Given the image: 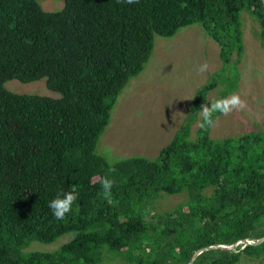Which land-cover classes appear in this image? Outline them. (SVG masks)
Returning <instances> with one entry per match:
<instances>
[{
	"label": "trees",
	"instance_id": "trees-1",
	"mask_svg": "<svg viewBox=\"0 0 264 264\" xmlns=\"http://www.w3.org/2000/svg\"><path fill=\"white\" fill-rule=\"evenodd\" d=\"M242 10L264 45V0H63L56 11L37 0H0V264H186L206 246L191 264H234L264 252V239L218 246L264 235V131L212 138L197 125L189 135L200 105L212 100L207 93L221 85L216 98L226 97L237 86ZM193 23L217 43L228 71L194 91L155 159L108 163L96 142L118 94L147 62L153 35ZM41 77L57 97L3 86ZM105 175L115 180L107 199ZM73 187L72 211L57 220L49 201ZM178 193L183 202L155 209L161 195ZM66 233L53 250L26 249Z\"/></svg>",
	"mask_w": 264,
	"mask_h": 264
},
{
	"label": "rangeland",
	"instance_id": "rangeland-1",
	"mask_svg": "<svg viewBox=\"0 0 264 264\" xmlns=\"http://www.w3.org/2000/svg\"><path fill=\"white\" fill-rule=\"evenodd\" d=\"M37 3L45 11H56L63 0H37ZM239 22L243 52L237 64V86L227 96L239 94L247 107L227 116L217 115L214 126L209 128L212 138L248 130L264 131V45L258 37L257 22L248 12L239 13ZM203 62L208 63L209 70L197 75L196 66ZM222 67L227 72L229 65H223L219 59L217 43L197 23L179 28L171 37L154 34L151 54L141 72L131 77L118 94L108 123L96 142L95 153L110 164L130 155L155 159L187 114L194 91ZM3 86L14 93L58 96L45 86L43 77L25 83L9 79ZM220 89L221 85H217L210 90L207 99L216 98ZM199 118L200 110L190 126V137L194 136ZM210 190L207 188L205 192ZM185 198L184 193L161 195L155 209L169 211ZM143 217L149 221V212L144 211ZM70 238L71 233H66L51 243L33 241L26 249L53 250ZM262 258L254 264H264Z\"/></svg>",
	"mask_w": 264,
	"mask_h": 264
},
{
	"label": "clouds",
	"instance_id": "clouds-1",
	"mask_svg": "<svg viewBox=\"0 0 264 264\" xmlns=\"http://www.w3.org/2000/svg\"><path fill=\"white\" fill-rule=\"evenodd\" d=\"M117 3L133 4L138 3V0H116ZM209 70L207 62L200 63L196 66L197 75L205 74ZM247 107L246 101L241 99L237 93L230 94L226 97L214 98L206 104L200 105V120L198 127L202 130H207L214 126V114H220L227 116L234 110L241 111ZM118 161H112L114 165ZM115 172V167L109 168V173ZM101 194L107 199L111 197V190L115 184V180L105 175L100 181ZM78 193L73 187L69 191L58 192L56 196L49 201L48 207L50 208L52 215L57 220L65 219L66 215L72 211L73 203L77 200Z\"/></svg>",
	"mask_w": 264,
	"mask_h": 264
},
{
	"label": "water",
	"instance_id": "water-1",
	"mask_svg": "<svg viewBox=\"0 0 264 264\" xmlns=\"http://www.w3.org/2000/svg\"><path fill=\"white\" fill-rule=\"evenodd\" d=\"M264 239V235L256 240H249V239H241L239 241H236L234 243H231V244H228V245H225V244H218V246L220 247H223L225 249H232L233 247H235L236 245H238L239 243H242V242H250V243H259L261 242L262 240ZM210 246H206L204 248H200L198 249L194 255L190 258V260L186 263V264H191L192 260L194 259L195 255H197L200 251H202L203 249H208Z\"/></svg>",
	"mask_w": 264,
	"mask_h": 264
},
{
	"label": "crops",
	"instance_id": "crops-1",
	"mask_svg": "<svg viewBox=\"0 0 264 264\" xmlns=\"http://www.w3.org/2000/svg\"><path fill=\"white\" fill-rule=\"evenodd\" d=\"M181 122L182 121H180L179 123H181ZM263 254H264V252L260 253L259 255H246V254H241L239 256L238 260L234 264H254L258 260L263 259L262 258V257H264Z\"/></svg>",
	"mask_w": 264,
	"mask_h": 264
}]
</instances>
